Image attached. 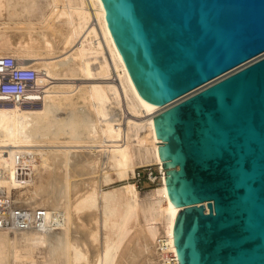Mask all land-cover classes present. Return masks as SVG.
<instances>
[{
  "label": "bare ground",
  "instance_id": "obj_1",
  "mask_svg": "<svg viewBox=\"0 0 264 264\" xmlns=\"http://www.w3.org/2000/svg\"><path fill=\"white\" fill-rule=\"evenodd\" d=\"M262 58L153 108L102 0H0V71L36 72L35 86L1 94L0 264H164L183 208L168 195L154 117ZM145 166L162 177L141 193L132 179Z\"/></svg>",
  "mask_w": 264,
  "mask_h": 264
},
{
  "label": "water",
  "instance_id": "obj_2",
  "mask_svg": "<svg viewBox=\"0 0 264 264\" xmlns=\"http://www.w3.org/2000/svg\"><path fill=\"white\" fill-rule=\"evenodd\" d=\"M157 108L264 53V0H102ZM179 264H264V58L155 115ZM203 203H208L207 209Z\"/></svg>",
  "mask_w": 264,
  "mask_h": 264
},
{
  "label": "built area",
  "instance_id": "obj_3",
  "mask_svg": "<svg viewBox=\"0 0 264 264\" xmlns=\"http://www.w3.org/2000/svg\"><path fill=\"white\" fill-rule=\"evenodd\" d=\"M6 64V62H5ZM10 66V65H8ZM13 66V65H12ZM3 73L0 71V77H2V87L1 90L3 92H11V91H22L23 90V85L21 82H24V86H30L29 81H31V78L29 77H24L21 74V71L14 70V73L11 77V75H2ZM15 81V86H13V83H8V82H13ZM8 83V84H5ZM156 169H155V168ZM162 177V173L160 170L157 169L156 166H145V167H138L135 171V175L132 179L136 183V185H142L144 183L148 184L149 187H154L160 183ZM164 258H166L164 264H179V262L176 259V254L175 253H166L164 255Z\"/></svg>",
  "mask_w": 264,
  "mask_h": 264
},
{
  "label": "rangeland",
  "instance_id": "obj_4",
  "mask_svg": "<svg viewBox=\"0 0 264 264\" xmlns=\"http://www.w3.org/2000/svg\"><path fill=\"white\" fill-rule=\"evenodd\" d=\"M5 62H6V65H10V66H12V65H14V63H15V60L13 59V58H8V59H6L5 60ZM21 71V74L24 76V77H29V78H31V81H29V83H30V86L32 85V87H33V85L35 86V84H34V80H35V75H36V72H35V70H32V69H26V70H20ZM34 78V79H33ZM8 83H13L14 85L13 86H15V84H17V83H15V81H13V82H8ZM8 83H5V84H8ZM1 87H2V85L0 86V103L3 101L2 99H1V94L3 93V91L1 90ZM5 93V92H4ZM3 102H6V100H4ZM35 106H37V103L35 104ZM155 168V167H154ZM156 169V168H155ZM137 186H138V188H139V190L141 191V193H145L147 190H149L150 188H153L152 186L151 187H149V185L148 184H146V183H144V184H142V185H138L137 184Z\"/></svg>",
  "mask_w": 264,
  "mask_h": 264
}]
</instances>
